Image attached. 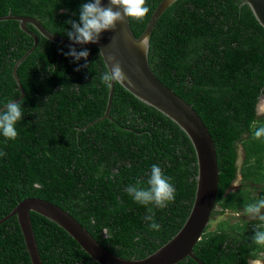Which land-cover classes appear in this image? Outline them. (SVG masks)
<instances>
[{
    "label": "trees",
    "instance_id": "obj_1",
    "mask_svg": "<svg viewBox=\"0 0 264 264\" xmlns=\"http://www.w3.org/2000/svg\"><path fill=\"white\" fill-rule=\"evenodd\" d=\"M86 0H0V16L10 12L40 18L67 37L69 19L78 21ZM161 0H146L143 20L130 19L140 36ZM243 0H177L158 19L149 61L167 86L193 105L216 143L220 181L213 215L244 210L264 198V127L258 103L264 96V27ZM39 37L36 49L19 65L22 94L13 67L34 43L15 19L0 21V108L23 101L18 137L0 135V218L23 199L40 197L68 210L107 249L124 258L151 254L183 226L195 198L197 156L188 134L171 118L116 83L110 115V87L100 77L107 66L98 47L81 58L63 53L69 46ZM68 38V37H67ZM244 149L242 185L230 191ZM157 164L175 186V201L153 207L159 231L148 227L147 208L126 193L146 181ZM254 184L258 192L251 188ZM262 184V185H257ZM43 264H100L61 226L32 211ZM259 220H221L206 229L194 247L207 264H251L264 257L253 242ZM0 263L32 264L17 216L0 223ZM177 264H199L186 257Z\"/></svg>",
    "mask_w": 264,
    "mask_h": 264
},
{
    "label": "water",
    "instance_id": "obj_2",
    "mask_svg": "<svg viewBox=\"0 0 264 264\" xmlns=\"http://www.w3.org/2000/svg\"><path fill=\"white\" fill-rule=\"evenodd\" d=\"M176 1L161 0L140 36H136L134 33L130 19L125 18L123 23L117 22L114 30L103 31L98 42L88 44L75 43L67 37L52 32L40 18L34 16L15 15L12 12L0 16V21L8 19L20 21V27L34 39L32 47L16 61L13 67V75L22 92L21 95L24 94V88L18 75V67L39 44L38 34L28 26L32 24L51 42L66 46L71 45L75 48L98 47L107 67H111L113 63L108 57L115 56L127 77V80L121 84L137 98L155 107L176 122L190 137L197 156V188L189 216L173 237L143 258H124L110 251L68 210L56 203L40 197L23 199L11 212L0 218V223L17 216L32 264H43L32 225V211L49 218L64 228L94 261L100 264H177L186 257L193 258L199 264H207L196 255L194 247L208 228L217 205L220 168L216 143L208 126L193 105L160 80L149 61L153 29L164 11ZM102 3L104 6H108V0H102ZM242 4H249L257 20L264 27V0H243ZM144 39H147L149 44L146 50L137 46L138 42ZM115 85L116 83L112 82L104 115L91 124L105 118L112 119L110 111ZM260 99L263 101L264 96H261ZM238 163L239 165L242 164V157Z\"/></svg>",
    "mask_w": 264,
    "mask_h": 264
},
{
    "label": "clouds",
    "instance_id": "obj_3",
    "mask_svg": "<svg viewBox=\"0 0 264 264\" xmlns=\"http://www.w3.org/2000/svg\"><path fill=\"white\" fill-rule=\"evenodd\" d=\"M145 4L146 0H108V6H104L102 0H86V2L81 4L79 20L74 21L69 19L67 21L72 29L67 32V37L79 44L96 43L103 31L114 30L117 22L123 23L125 18L135 19L137 21L143 20L149 11ZM137 46L146 50L149 47L147 39L139 41ZM63 54L72 57L74 62L81 60V58L85 60V64L77 66V71L82 67L88 66L87 58L89 56V49L77 51L75 47L69 45V51ZM108 59L113 63L112 66H108L107 70L101 75V83L107 87H111L112 82L123 83L127 80L121 68V64L116 57L109 56ZM261 100L262 99H260L258 106ZM22 105V100H12L0 108V135L6 140H15L18 137L16 124L18 121L22 120L24 115ZM262 137H264V127H259L254 132V138L261 139ZM4 155H6V153L0 152V156ZM240 157H242V164L239 165L238 163V176L241 175V167L245 157L242 145H239L238 161ZM143 183L144 181L138 179L135 184L128 185L125 191L135 203L147 208L148 214L144 216V220L148 222V227L153 231H159L161 225L156 222L153 207L164 209L169 203L174 202L176 189L171 183V178L167 177L157 164L151 165L146 181L147 187H142L141 185ZM262 210H264V198H260L254 203L248 204L244 210L232 212L239 214V212L242 211V213H245L253 219H258L261 222L260 225L254 228L252 240L255 244L264 246V212H262ZM257 259H252L251 261H257Z\"/></svg>",
    "mask_w": 264,
    "mask_h": 264
},
{
    "label": "rangeland",
    "instance_id": "obj_4",
    "mask_svg": "<svg viewBox=\"0 0 264 264\" xmlns=\"http://www.w3.org/2000/svg\"><path fill=\"white\" fill-rule=\"evenodd\" d=\"M260 107H261L260 115L261 114L263 115L264 114V101H262V100H261V103H260ZM241 185H242L241 175H239L238 178L233 182L230 191L238 189ZM251 188H253V190L255 192H258V190L254 186V184H251ZM215 210H221L220 205H217ZM262 212H264V210H262ZM223 219L224 220H230L231 222H236V221H239L240 219H244V220H258V219H253L252 217L246 215L245 213H242V211H240L239 214H237V213L235 214L232 211H226L225 213L215 214V215L212 216V219L210 220V223L208 225V227H209L208 230L216 229V227L218 225V222H220ZM260 264H262V263H260Z\"/></svg>",
    "mask_w": 264,
    "mask_h": 264
},
{
    "label": "flooded vegetation",
    "instance_id": "obj_5",
    "mask_svg": "<svg viewBox=\"0 0 264 264\" xmlns=\"http://www.w3.org/2000/svg\"><path fill=\"white\" fill-rule=\"evenodd\" d=\"M258 111H259V113H260V109H259V106H258ZM257 185H262V184H257ZM227 211H229V210H227ZM251 264H260V263H262V264H264V257H262V256H260V258H258L257 259V261H252V262H250Z\"/></svg>",
    "mask_w": 264,
    "mask_h": 264
},
{
    "label": "bare ground",
    "instance_id": "obj_6",
    "mask_svg": "<svg viewBox=\"0 0 264 264\" xmlns=\"http://www.w3.org/2000/svg\"><path fill=\"white\" fill-rule=\"evenodd\" d=\"M261 108V107H260Z\"/></svg>",
    "mask_w": 264,
    "mask_h": 264
}]
</instances>
